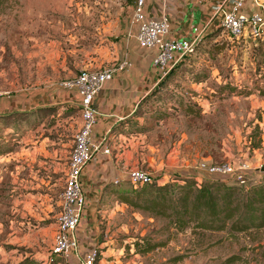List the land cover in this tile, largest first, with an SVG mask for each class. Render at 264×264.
Instances as JSON below:
<instances>
[{
	"label": "rangeland",
	"instance_id": "obj_1",
	"mask_svg": "<svg viewBox=\"0 0 264 264\" xmlns=\"http://www.w3.org/2000/svg\"><path fill=\"white\" fill-rule=\"evenodd\" d=\"M133 5L0 0V102L17 101L0 112L7 114L0 117V264H17L19 254L50 252L48 236L80 127L78 102L66 101L69 90L62 83L82 70L116 65L122 40L135 30ZM184 63L157 98L110 129L113 163L124 174L143 168L155 182L180 185L173 177L246 161L258 169L245 186L261 181L264 39L232 41L221 30ZM130 187L127 181L103 186L96 245L107 260L98 264H264V228L210 230L190 222L181 229L168 216L122 202L118 193ZM47 261L66 264L51 254Z\"/></svg>",
	"mask_w": 264,
	"mask_h": 264
},
{
	"label": "built area",
	"instance_id": "obj_2",
	"mask_svg": "<svg viewBox=\"0 0 264 264\" xmlns=\"http://www.w3.org/2000/svg\"><path fill=\"white\" fill-rule=\"evenodd\" d=\"M161 2L162 12L158 18H153L148 17L146 13L147 0H134L131 23L135 26L134 37L138 46L153 50L152 64L160 67L164 74L182 56L192 51L195 43L212 28L220 27L232 41L264 39V1L262 0H215L202 31L192 39L167 37L170 30L169 16L165 9L168 0ZM128 36L130 37L131 34L129 33ZM122 63L128 62L125 60ZM113 72V68L110 67L82 70L74 78L62 83V87L67 90H77L80 111V127L74 134L73 146L68 158L60 194L61 208L50 249L51 255L62 257L66 261L78 247L75 230L86 205V197L81 186L82 172L97 150L103 148L104 153L110 152V130L104 134L101 143L93 142V128L99 115L93 101L104 84L112 78ZM1 95L0 92V97ZM252 171L254 168L246 161L224 162L212 164L206 170V174L245 186L246 178ZM125 175V177L115 176L112 182L118 184L127 181L133 186H140L154 181L152 174L143 168H130ZM100 255L99 248L95 247L86 254L80 264H98Z\"/></svg>",
	"mask_w": 264,
	"mask_h": 264
},
{
	"label": "crops",
	"instance_id": "obj_3",
	"mask_svg": "<svg viewBox=\"0 0 264 264\" xmlns=\"http://www.w3.org/2000/svg\"><path fill=\"white\" fill-rule=\"evenodd\" d=\"M264 1V0H262ZM215 0H168L166 12L169 16L170 30L167 37L171 38H194L199 34L210 14V7ZM161 0H147L146 13L148 17L158 18L162 12ZM127 36L122 40L123 48L120 51L121 58L113 67V76L94 98L93 105L99 115L93 128V142L101 143L104 134L110 130L122 117L130 116L144 96L157 84L163 76V70L152 64L153 50L140 48L134 37ZM128 63H122L123 61ZM66 101L74 99L79 101L77 90L67 92ZM72 101V100H71ZM17 105V101L0 102V112L10 110ZM105 146V145H104ZM68 165V163H67ZM255 170L257 167H253ZM67 166L64 170V175ZM126 175L112 161L111 155L104 153L103 148L97 150L90 163L81 175V186L86 197V205L77 224L75 235L78 247L71 253L66 264H80L82 259L93 248L98 247V213L97 203L101 197L103 186L111 182L115 176ZM203 178L218 179L206 173L198 174ZM198 175L196 176L197 178ZM64 184V179H63ZM57 216L55 219L54 234L57 228ZM53 234V236H54ZM53 236L49 237L48 248L51 249ZM101 246V245H100ZM51 252L45 254H19L15 263L26 257L41 259L45 264ZM101 254V252H100ZM107 259L100 255L99 262L105 263Z\"/></svg>",
	"mask_w": 264,
	"mask_h": 264
},
{
	"label": "trees",
	"instance_id": "obj_4",
	"mask_svg": "<svg viewBox=\"0 0 264 264\" xmlns=\"http://www.w3.org/2000/svg\"><path fill=\"white\" fill-rule=\"evenodd\" d=\"M221 30L216 27L205 32L200 41L195 43L193 50L170 67L136 109L144 102L157 98L154 95L156 91L169 81L176 70H180L186 58L194 55L206 38ZM136 109L130 116L136 115ZM6 115L1 114L0 117ZM127 117H122L112 128ZM173 181L182 184H172L170 181H153L140 186L131 184L130 188L120 190L118 197L134 208L168 216L181 229L190 222H194L197 228L210 230L228 228L229 231L242 232L264 228V173L261 181L251 183L245 188L230 180L204 176L198 179L194 175L173 177ZM31 263L30 258L26 257L17 264Z\"/></svg>",
	"mask_w": 264,
	"mask_h": 264
},
{
	"label": "water",
	"instance_id": "obj_5",
	"mask_svg": "<svg viewBox=\"0 0 264 264\" xmlns=\"http://www.w3.org/2000/svg\"><path fill=\"white\" fill-rule=\"evenodd\" d=\"M260 170L264 172V166H262V167L260 168Z\"/></svg>",
	"mask_w": 264,
	"mask_h": 264
}]
</instances>
